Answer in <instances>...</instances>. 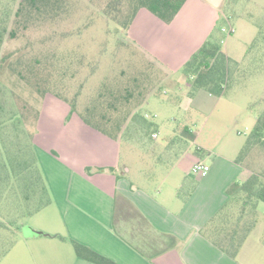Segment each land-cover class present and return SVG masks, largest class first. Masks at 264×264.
<instances>
[{"label": "crops", "instance_id": "obj_1", "mask_svg": "<svg viewBox=\"0 0 264 264\" xmlns=\"http://www.w3.org/2000/svg\"><path fill=\"white\" fill-rule=\"evenodd\" d=\"M242 1L264 9V0ZM224 4L225 0H186L170 23H160L158 35L146 49L170 67L165 52L175 35L181 34L185 54L175 53L176 62L170 67L179 69L207 39L210 12L222 13ZM198 6L201 14L192 12ZM206 11L209 21L202 16ZM194 19H203L205 26L198 30L200 25ZM216 24L209 36L218 32ZM221 51L227 57L231 52L222 47ZM197 95L194 100L200 103ZM180 104L183 102L176 105L167 96L148 99L146 107L158 127L152 133L155 136L151 135L153 140L140 142L141 157L134 169L122 156L123 143L129 146L130 141L102 134L76 113L80 123L71 142L56 139L58 146L44 148L37 144L48 136L37 129L32 139L46 161L36 160L50 194L51 211L44 228L28 225V216L9 225L0 215V243L12 238L0 264H96L77 256L72 241L117 264H264V221L257 220L259 202L250 204V211H235L234 205L242 199L228 192L233 183L248 177V170L233 160L235 156L195 143L197 134L186 126L181 127L193 135L195 150L188 142L190 134L178 137L174 126L164 120L173 119L174 108L187 110ZM158 134L164 140H158ZM197 161L209 166L203 177L190 173ZM46 165H50V173ZM15 203L16 211L22 209L20 204L24 209L23 202L16 199Z\"/></svg>", "mask_w": 264, "mask_h": 264}, {"label": "rangeland", "instance_id": "obj_2", "mask_svg": "<svg viewBox=\"0 0 264 264\" xmlns=\"http://www.w3.org/2000/svg\"><path fill=\"white\" fill-rule=\"evenodd\" d=\"M106 1L108 0H67L64 13L58 14L55 18L43 17L40 20H35L32 17L26 24L27 29H23V13L16 15L19 0H0V21L5 20L8 31L14 29L12 37L5 36L0 46V57L8 53L10 55L4 63H1L3 65L0 69V152L3 150L2 144L3 146L9 144L8 141L13 130L19 131L21 137L24 136V132L26 133L27 154L35 157L36 160L40 159L41 162L45 161L42 157L43 154L35 148L34 139H30L31 134L35 133L37 129L46 133L43 135L49 138H46L45 142L37 144L44 148H48L46 147L48 145L58 146L56 139L59 142H71L75 137V127L80 122L78 116L70 112L68 104L51 94L42 96L33 88L24 86L20 82L18 74L10 67L21 60L30 68L32 65H44L53 57L52 59L56 60L58 65L63 59V65L69 64L74 70L82 69V72L87 76L92 75L90 87L101 81L104 75L108 77L118 75L117 77L126 79L133 69H129V63L135 66L136 70H145L151 77L150 90L147 95L150 96V100L155 97L167 96L176 105L182 101L183 104H180V108L186 109L187 107L184 112L174 108L173 119H163L165 124H169L170 127L173 125L177 134H181V126H186L197 134L195 143L207 144L224 156H235L233 160L236 161L248 133L255 124L257 114L264 108V75L249 73L242 65L245 51L257 34V23L264 22V10L251 3L237 0L232 8L226 9L227 13L223 11L224 6L221 9L227 19L222 13L210 12L211 23L205 39L208 38L209 30L215 21L218 27L232 25L234 32L227 35L220 31V27L218 32H214L215 35L221 36L220 46L222 49H228L231 52L229 53L228 80L223 93L208 95V91L204 89L191 90L189 81L180 68H170L176 62L174 60L176 59L175 53H182V56L185 54L182 51L185 50L183 49L185 39L181 34L175 33V37L168 45L167 50L169 51H166L165 54H169L170 67H165V64L158 61L145 47L147 44L152 45L150 41L158 35L159 25L162 21L148 11L142 10L134 23V31L116 32L113 24L107 22L98 13L101 7L107 9L108 2ZM200 11L199 6L192 10L194 13L201 14ZM202 16H206L208 19L209 15L206 11ZM194 21L200 25L198 30L205 26L203 19L201 21L194 19ZM117 38H122L123 44L117 41ZM101 53L103 54L101 55ZM66 56L67 58H64ZM85 58H89L91 61L88 67L87 64L81 63ZM38 61L41 63H37ZM81 64L85 67L82 68ZM245 64L253 69V63L246 61ZM93 69L94 71H92ZM84 81L82 76L76 73V77L71 81V89H76L77 85L82 83L85 94L89 93L90 89L87 82ZM196 92L200 103L194 100ZM142 109L148 115L147 118L151 119V111L145 105L142 106ZM180 112L184 114L181 115ZM19 113L21 114V126L18 130L13 127L11 118ZM146 139L151 141L150 134L146 136ZM157 139L164 140V136L158 134ZM128 141H130V145H126L129 146H125L123 143L122 156L131 163L134 169L141 157V149L138 147L141 143L137 136L136 138L130 137ZM188 142L194 151L195 143L190 138H188ZM49 153L56 156L52 151ZM46 167L50 173L52 170L50 165H46ZM192 181L194 182V180ZM168 189L167 187L166 190ZM169 190L171 191L173 188L170 187ZM238 196L242 199L241 195ZM15 202L16 198L13 195L1 197L0 215L11 214L9 217L15 215L18 212ZM249 206L250 204L242 206L240 200L234 205L235 211L241 212L250 211ZM50 211V205L47 203L27 217V224L37 228L46 227ZM257 211V220L263 222V202L258 203ZM10 240L12 238L6 239L7 242ZM4 244L1 243L0 248ZM4 254H0V258Z\"/></svg>", "mask_w": 264, "mask_h": 264}, {"label": "trees", "instance_id": "obj_3", "mask_svg": "<svg viewBox=\"0 0 264 264\" xmlns=\"http://www.w3.org/2000/svg\"><path fill=\"white\" fill-rule=\"evenodd\" d=\"M185 1L108 0L106 1L108 2L107 9L101 7L98 13L107 22L113 24L114 31L128 32L140 11L146 10L162 22L170 23ZM18 4L16 15L23 13L22 28L27 29L26 24L32 17L35 20H40L43 17L55 18L58 14L64 13L67 0H19ZM232 5H234V0H225L224 13H227L226 9L232 8ZM257 24V34L245 51L242 65L249 73L264 75V22L261 21ZM13 32L14 29L7 30V23L2 19L0 21V46L4 37L7 35L12 37ZM117 41L123 44L122 38H117ZM221 41V36L211 34L180 67L183 75L189 81L191 90L204 89L215 95L223 93L228 80L229 57L221 51ZM121 53L123 52L121 51ZM8 57H10L9 53L0 57V69L3 65L1 63H4ZM52 58L44 65H32L31 68L24 64L23 60L10 67L18 74L19 80L24 86L33 88L42 96L51 94L64 101L68 104L70 111L76 113L83 123L102 134L114 140H128L132 136L134 138L137 136L140 142L145 143L150 142L146 139V136L150 134L152 140L151 135L157 130L158 123L152 118H147L142 109V106H146L150 98L147 95L150 90L151 77L145 70H136L135 66L129 63V69H133L129 77L125 76L126 79L119 78L118 75L116 77L104 75L101 81L90 87L92 75L87 76L82 72V69L74 70L69 64L63 65V59L59 66L57 61ZM246 61L253 63V69L246 66ZM90 62L89 58L81 61L82 64H87V67ZM56 64L58 66H55ZM82 64L81 67H85ZM150 66L152 65L150 64ZM76 73L82 76L84 82H87L89 93L85 94L82 83L77 85L76 89H71V81L76 77ZM20 118V113L11 118L13 127L18 130L21 126ZM185 132L190 134L192 140L193 135L188 129H182L181 134H177L178 137ZM22 137L19 131L13 130L10 134L9 144L1 145L3 150L0 152V197L14 193L17 202L24 204V209L20 204L22 209L12 217H9L8 214L3 217L6 218L5 222L9 225L15 224L24 216L33 214L49 201L36 159L27 154L25 132ZM30 139H32V134ZM236 161L244 166L249 174L243 182L233 183L228 188L229 194L241 195L242 206L245 204L254 205L257 202L264 203V108L257 114L255 124L248 133ZM4 243L0 248L1 255L8 250L10 247L8 245L11 244L10 241ZM72 244L79 257L96 264H117L80 243L72 241Z\"/></svg>", "mask_w": 264, "mask_h": 264}, {"label": "built area", "instance_id": "obj_4", "mask_svg": "<svg viewBox=\"0 0 264 264\" xmlns=\"http://www.w3.org/2000/svg\"><path fill=\"white\" fill-rule=\"evenodd\" d=\"M220 31L229 35L234 32V27L232 25H228V27L221 26ZM155 136V135H152ZM209 170V166L203 162L197 161L193 163V165L190 168V173L203 177L207 174Z\"/></svg>", "mask_w": 264, "mask_h": 264}]
</instances>
